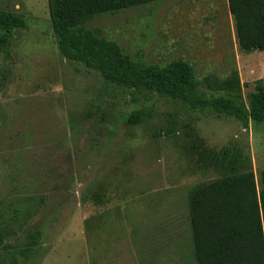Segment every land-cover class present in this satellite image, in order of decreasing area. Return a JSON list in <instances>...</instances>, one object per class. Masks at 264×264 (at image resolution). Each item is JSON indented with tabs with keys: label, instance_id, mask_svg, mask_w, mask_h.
Returning <instances> with one entry per match:
<instances>
[{
	"label": "rangeland",
	"instance_id": "rangeland-1",
	"mask_svg": "<svg viewBox=\"0 0 264 264\" xmlns=\"http://www.w3.org/2000/svg\"><path fill=\"white\" fill-rule=\"evenodd\" d=\"M0 11L22 15L28 25L14 31L8 54L0 51L5 263L198 264L188 192L221 175L190 156L183 123L191 122L207 148L240 147L256 176L264 169V123L245 128L163 99L135 104L61 56L48 0H0ZM87 27L149 66L186 61L201 82L237 70L245 100L264 78V52L240 50L228 0H163L97 16ZM142 108L151 118L127 123ZM172 116L176 134L166 136L161 129ZM37 232L39 244L26 258L21 252Z\"/></svg>",
	"mask_w": 264,
	"mask_h": 264
},
{
	"label": "trees",
	"instance_id": "trees-1",
	"mask_svg": "<svg viewBox=\"0 0 264 264\" xmlns=\"http://www.w3.org/2000/svg\"><path fill=\"white\" fill-rule=\"evenodd\" d=\"M163 0H48L53 36L61 56L98 73L107 86L121 90L136 104L156 106L158 99L202 116L231 118L249 128L264 123V78L245 100L240 74L234 70L225 79L209 76L202 82L194 67L183 60L166 66L147 65L133 59L120 44L87 24L100 15H114L125 9ZM239 48L244 53L264 52V0H228ZM24 16L0 11V51L8 54L14 31L27 29ZM204 88V89H203ZM151 118L150 110H134L126 117L136 125ZM161 131L176 134L172 116ZM192 142L190 156L204 170L221 177L196 184L188 192L189 224L194 257L198 264H264V169L256 176L250 157L235 145L215 151L195 138L191 122H184ZM92 231V219L86 221ZM11 235V233H7ZM40 232L31 234L29 258L39 244ZM0 232V246L5 244ZM0 264H6L0 250Z\"/></svg>",
	"mask_w": 264,
	"mask_h": 264
}]
</instances>
